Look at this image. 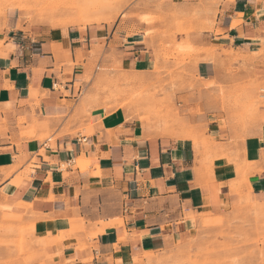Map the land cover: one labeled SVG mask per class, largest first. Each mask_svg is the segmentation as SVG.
<instances>
[{
	"label": "crops",
	"instance_id": "obj_1",
	"mask_svg": "<svg viewBox=\"0 0 264 264\" xmlns=\"http://www.w3.org/2000/svg\"><path fill=\"white\" fill-rule=\"evenodd\" d=\"M20 18L9 13L0 40V196L33 217L37 237H59L56 260L150 264L242 195L264 204V100L237 132L223 128L216 98L233 82L264 86V2L136 0L87 26ZM187 44L198 49L188 57ZM186 73L216 87L188 97L206 114L189 117L185 135L101 98L110 77L183 83Z\"/></svg>",
	"mask_w": 264,
	"mask_h": 264
},
{
	"label": "rangeland",
	"instance_id": "obj_2",
	"mask_svg": "<svg viewBox=\"0 0 264 264\" xmlns=\"http://www.w3.org/2000/svg\"><path fill=\"white\" fill-rule=\"evenodd\" d=\"M135 1L0 0L1 46H4L2 28L7 26L5 21L11 12L19 11L21 22L31 26H87L114 21ZM179 49L186 57L198 50L188 44ZM206 50L214 51L213 48L200 51ZM186 74L188 77L183 83L143 78L121 81L110 77L101 83V98L109 109L133 105L142 112L140 118L143 121L157 124L165 133L179 135L182 132L185 135L193 130L189 117L198 114L205 117L206 114L199 104L187 108L188 97L216 87L210 81L199 84L192 73ZM181 92H186V96L178 100ZM217 92L216 98L224 114V129L241 132L257 121L258 109L264 100V86L238 81L218 86ZM206 123L202 122L201 127ZM193 139L198 144V138ZM233 190L242 195L240 184L233 186ZM255 202L242 195L232 209L207 217L208 222L202 221L189 242L178 244L169 252L147 255V260L150 264H264V204ZM6 204V198L0 196V264H67L56 260L57 256L48 251L59 237H37L33 217ZM80 230L84 231V228Z\"/></svg>",
	"mask_w": 264,
	"mask_h": 264
}]
</instances>
